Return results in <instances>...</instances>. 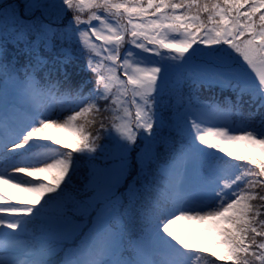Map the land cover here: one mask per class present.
<instances>
[{
  "label": "snow or ice",
  "instance_id": "snow-or-ice-1",
  "mask_svg": "<svg viewBox=\"0 0 264 264\" xmlns=\"http://www.w3.org/2000/svg\"><path fill=\"white\" fill-rule=\"evenodd\" d=\"M0 185V264H264V0H0Z\"/></svg>",
  "mask_w": 264,
  "mask_h": 264
},
{
  "label": "trees",
  "instance_id": "trees-1",
  "mask_svg": "<svg viewBox=\"0 0 264 264\" xmlns=\"http://www.w3.org/2000/svg\"><path fill=\"white\" fill-rule=\"evenodd\" d=\"M70 132L68 131L66 133H63L64 136L66 135L65 137L62 136V137H64V138H62V140H64L63 143L72 142L74 133L71 130H70ZM49 175H50L49 176V178H50L49 182H51L52 179L54 178V171L49 173ZM33 201L35 202V196L33 197ZM174 228H176L177 230H180V231L192 233L194 235L203 236L209 240L215 235V229H214L213 223L211 221L197 222V223H193V225H187V224L181 222L177 227L174 226ZM208 259H214V258L210 257V254H209ZM202 261H203V258H202Z\"/></svg>",
  "mask_w": 264,
  "mask_h": 264
},
{
  "label": "rangeland",
  "instance_id": "rangeland-1",
  "mask_svg": "<svg viewBox=\"0 0 264 264\" xmlns=\"http://www.w3.org/2000/svg\"><path fill=\"white\" fill-rule=\"evenodd\" d=\"M68 131L70 132V130L66 129V128L49 126L45 130V135L54 137L56 140H60V141L64 142V140H61L62 138H64L66 136V135L64 136L63 133H66ZM50 134H52V135H50ZM62 136H64V137H62ZM67 143H71V142H67ZM33 175H36V174L33 173ZM40 175L43 178L45 176V173H41ZM0 186L2 187V190L6 191L9 195L10 194L11 195L17 194L16 196H21V195H23L22 197L29 196L27 192H22L19 189L11 187L10 185H0ZM181 222H183L187 225H193V223L199 222V220H182V221H179L178 224ZM174 226H176V225H174ZM203 255L209 258V254H203ZM201 264H203V261ZM217 264H220V262H217Z\"/></svg>",
  "mask_w": 264,
  "mask_h": 264
}]
</instances>
